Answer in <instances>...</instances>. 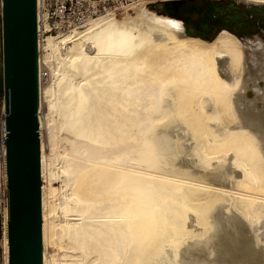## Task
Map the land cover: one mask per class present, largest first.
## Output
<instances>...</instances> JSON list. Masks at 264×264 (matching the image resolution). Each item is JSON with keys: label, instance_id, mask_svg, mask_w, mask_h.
I'll list each match as a JSON object with an SVG mask.
<instances>
[{"label": "bare ground", "instance_id": "6f19581e", "mask_svg": "<svg viewBox=\"0 0 264 264\" xmlns=\"http://www.w3.org/2000/svg\"><path fill=\"white\" fill-rule=\"evenodd\" d=\"M94 20L38 42V53L60 38L95 49L74 48L60 103L38 79L42 264H264V43L187 36L181 21L142 7ZM55 108L71 205L64 233L87 260L47 252ZM2 246L7 264L6 230Z\"/></svg>", "mask_w": 264, "mask_h": 264}, {"label": "water", "instance_id": "95a60500", "mask_svg": "<svg viewBox=\"0 0 264 264\" xmlns=\"http://www.w3.org/2000/svg\"><path fill=\"white\" fill-rule=\"evenodd\" d=\"M7 264H42L36 0H0Z\"/></svg>", "mask_w": 264, "mask_h": 264}, {"label": "rangeland", "instance_id": "374dc122", "mask_svg": "<svg viewBox=\"0 0 264 264\" xmlns=\"http://www.w3.org/2000/svg\"><path fill=\"white\" fill-rule=\"evenodd\" d=\"M169 1H176V0H169ZM211 1L218 2L224 0H211ZM225 1H228V4L222 5L225 10V12L222 14L223 16H221L223 21H217L212 26H206L200 24L197 26H189V27H186L181 21L184 26L185 34L187 36L198 37L202 39V37L214 38L219 32L226 31L234 35L238 39H240L242 43L245 44L246 46L251 44L252 46L250 50L254 49L253 46L254 41L255 43L258 41L264 43V5L248 3L240 0H225ZM140 8L141 7H136L126 13L117 14L116 17L114 16V18L117 20H123L127 16L133 17L136 15L138 9ZM142 8L148 13L150 12L156 14L154 10L151 8H144V7ZM85 25L74 30L76 32L84 30ZM74 30L49 34L47 32H44L41 28L38 31V42L43 47L50 36L57 37L63 34L68 35L70 32H73ZM60 39L62 42L59 43V45H57L53 49L46 52L44 51V49H41L40 53H38V55H41V59L43 62L41 67H44L45 69L47 68L46 70H48L50 77L48 80L43 81L42 85L44 87L50 84L51 87L50 97L51 99L54 100V102L57 103L61 102L63 93L69 87L68 84L66 83L65 78H67L70 74H72V68L69 66L68 60L71 58L73 59L76 56L74 55L75 54L74 48H78V47H82V49L84 48L85 49V50L83 49L84 53H86L89 57H93V55H95V49L92 48L89 42L86 41L87 42L86 43L85 40L83 39H79L76 42L75 41L67 42L65 40L66 38H60ZM63 39L65 41H63ZM246 57L247 58H245V63L248 64V66L250 67L252 65L251 57L249 55ZM75 76L76 77L74 78L72 83L73 85H77L78 83H80V79H79L80 77L78 75ZM61 79L63 80L61 81ZM59 81L61 82L59 83ZM43 108L42 110L43 113L45 114L46 106L45 109ZM56 108L53 109L51 111V114L49 115V121H50L49 124L52 128L54 135L53 150L55 153L52 159V166L54 169V173L51 181V186L54 189V192L50 198V205L53 207V213L55 214L53 215L54 217L52 218V223L54 227L53 232H54L55 246L53 248H49L47 252H48V256H52L55 259H62L63 255H65V253L67 252L68 253L75 252V255L76 257H78V259L87 260L85 254H81L77 249H73V245L71 244L70 241H68V237L64 233V229H66L68 224L71 223V221L70 222L68 221L69 218L65 217L66 214L65 208L67 206L71 207V205H68L65 201V195L67 194L66 193L67 189L65 188L62 182V169L65 163L61 151L63 149L62 148L63 132L59 129L61 117L57 113ZM127 126L133 127V123L128 122ZM258 227H261L260 228L261 230L258 231V235L261 237V239L264 240V217L262 218V220H260V224L258 225ZM97 255L98 253L91 254L92 259L98 258ZM57 256L58 258H56ZM3 257L4 254H3L2 238L0 234V264H4ZM95 263L98 264L99 261H96Z\"/></svg>", "mask_w": 264, "mask_h": 264}, {"label": "built area", "instance_id": "2783aa9c", "mask_svg": "<svg viewBox=\"0 0 264 264\" xmlns=\"http://www.w3.org/2000/svg\"><path fill=\"white\" fill-rule=\"evenodd\" d=\"M169 0H36L37 38L42 28L49 34L80 28L99 16L126 13L136 7L151 8ZM1 21V1H0ZM1 35V34H0ZM2 51L0 42V234L6 230L7 223V177L5 170V123L4 102L1 82ZM47 70L39 71L38 79L46 81ZM4 254V251H3ZM4 258V257H3Z\"/></svg>", "mask_w": 264, "mask_h": 264}, {"label": "trees", "instance_id": "16d2710c", "mask_svg": "<svg viewBox=\"0 0 264 264\" xmlns=\"http://www.w3.org/2000/svg\"><path fill=\"white\" fill-rule=\"evenodd\" d=\"M225 4L228 1L176 0L161 2L151 9L158 15L182 21L186 27L200 24L212 26L217 21H223L221 16L225 10L222 5ZM202 39L211 41L213 37Z\"/></svg>", "mask_w": 264, "mask_h": 264}]
</instances>
